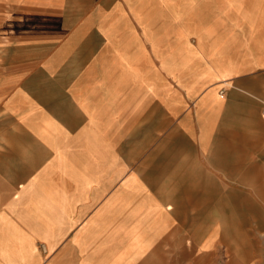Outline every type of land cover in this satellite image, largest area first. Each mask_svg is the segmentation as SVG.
Listing matches in <instances>:
<instances>
[{
  "label": "crops",
  "instance_id": "1",
  "mask_svg": "<svg viewBox=\"0 0 264 264\" xmlns=\"http://www.w3.org/2000/svg\"><path fill=\"white\" fill-rule=\"evenodd\" d=\"M263 101L264 0H0V264H177L242 187L264 219Z\"/></svg>",
  "mask_w": 264,
  "mask_h": 264
},
{
  "label": "rangeland",
  "instance_id": "2",
  "mask_svg": "<svg viewBox=\"0 0 264 264\" xmlns=\"http://www.w3.org/2000/svg\"><path fill=\"white\" fill-rule=\"evenodd\" d=\"M9 20V14L6 13ZM9 22V21H7ZM2 33V54L3 58L8 59L12 54H16V48L19 43H16L12 38L6 39L10 36L9 26L3 25ZM15 34V32L13 33ZM19 46V45H18ZM7 49H10L6 53ZM2 61H4L2 59ZM264 177V168L259 173ZM231 187H225L223 190L226 192L231 190ZM254 187H242V203L238 204L233 202L234 196L232 194L230 199L232 200L231 206H234L236 210H240L238 214L241 217L234 218H211L209 219L210 233L218 227L219 234L215 237V244L213 247L201 252L198 247V242L202 239V235L193 234L194 251L192 256L188 257L179 251V262L177 264H248L253 262V241L257 242L260 249L264 250V234H253L254 227H264V219H253V190ZM258 190H264L262 187H258ZM213 191V188H210ZM237 200V199H236ZM227 206V205H226ZM235 212H228V215H232ZM258 217L260 211L257 212ZM202 221L207 220H194V224H200ZM189 238L191 236H188ZM264 256V254H263ZM189 261L185 262L186 260ZM184 260V262H180Z\"/></svg>",
  "mask_w": 264,
  "mask_h": 264
},
{
  "label": "built area",
  "instance_id": "3",
  "mask_svg": "<svg viewBox=\"0 0 264 264\" xmlns=\"http://www.w3.org/2000/svg\"><path fill=\"white\" fill-rule=\"evenodd\" d=\"M261 113H262V118L264 120V101H263V104H262V111H261Z\"/></svg>",
  "mask_w": 264,
  "mask_h": 264
}]
</instances>
